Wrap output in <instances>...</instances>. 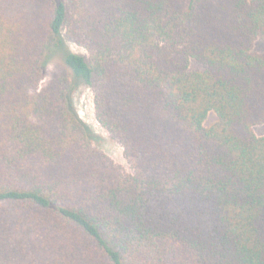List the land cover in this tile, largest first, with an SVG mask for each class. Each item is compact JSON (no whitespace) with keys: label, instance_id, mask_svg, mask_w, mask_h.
<instances>
[{"label":"trees","instance_id":"1","mask_svg":"<svg viewBox=\"0 0 264 264\" xmlns=\"http://www.w3.org/2000/svg\"><path fill=\"white\" fill-rule=\"evenodd\" d=\"M258 40L264 0H0V264H264Z\"/></svg>","mask_w":264,"mask_h":264},{"label":"rangeland","instance_id":"2","mask_svg":"<svg viewBox=\"0 0 264 264\" xmlns=\"http://www.w3.org/2000/svg\"><path fill=\"white\" fill-rule=\"evenodd\" d=\"M65 52H72L79 55H87V51L83 47H80L71 42H67L63 50H57L55 53L52 54L48 65H46L44 79L40 83L39 87L40 90L45 89L53 80L57 79L62 75H66L70 78H73L71 70L67 67L64 61ZM254 52L264 53L263 41L258 40L255 43ZM190 69L193 71H198L201 70L202 67L196 62H192L190 64ZM72 98L75 109L77 110L80 118L87 125V118L90 115H93L96 119L94 111V93L90 87H88L82 82H79L77 90L73 94ZM215 122L216 115L214 113H210L204 123V126L206 128H209ZM91 130L94 132V145L101 151H103L106 155H108L118 165L122 166L126 170V172L132 173V169L125 157L124 149L119 144V142H117L113 137H111V135L105 129H103L105 132L104 134L96 133L93 129ZM253 130L258 137H264V122L255 125Z\"/></svg>","mask_w":264,"mask_h":264},{"label":"bare ground","instance_id":"3","mask_svg":"<svg viewBox=\"0 0 264 264\" xmlns=\"http://www.w3.org/2000/svg\"><path fill=\"white\" fill-rule=\"evenodd\" d=\"M89 117L87 118L88 125H90L96 133L104 134L105 132L103 128L98 124L95 117L93 115H90Z\"/></svg>","mask_w":264,"mask_h":264}]
</instances>
